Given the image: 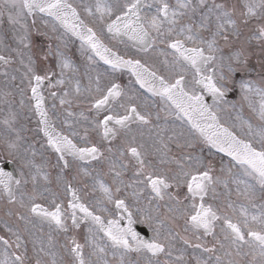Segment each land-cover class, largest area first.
I'll return each instance as SVG.
<instances>
[{
	"label": "snow or ice",
	"instance_id": "obj_1",
	"mask_svg": "<svg viewBox=\"0 0 264 264\" xmlns=\"http://www.w3.org/2000/svg\"><path fill=\"white\" fill-rule=\"evenodd\" d=\"M5 12L8 22L15 27L18 45L22 46L12 49L21 57L20 63L25 68L22 83L26 81V86L20 89V108H27L38 117V130L48 148L57 154L53 167L60 168L67 199L52 194L48 201L45 193H50V189L38 187V177L49 182L48 174L41 172L45 165L36 163L35 151H31L32 159L20 153L18 133L15 139L6 138L8 154L12 162L19 161L20 169L19 178H14L0 167V199L13 206L7 215L22 221L25 228L22 231L19 223L4 221L6 234L0 235V264H29L28 240L24 233L33 235L27 228L33 219L64 235L65 242L59 247L72 258L71 264H111L108 255L118 256V264H126L125 256L129 253L143 255L144 264H153V257L161 254L171 257L176 237L189 244L186 237L179 232L173 234L172 227L165 225L158 207L156 216L141 214L139 220L152 230V239H144L136 231L137 220L132 207L126 197L119 195L124 185L122 177L129 168L124 160L126 156L136 165L135 185L143 186L127 185L134 187L132 195L137 201L147 189L150 205L153 200L167 203L165 219L170 224L182 227L184 232H192L197 241L201 239L198 233L213 238L210 247L204 243L191 245L209 254L206 259L195 257L196 264H264V86L245 75L236 79L238 73L251 69L246 49H232L230 45V37L239 36L234 19L235 6L229 8L216 0H176L174 5L169 0H3L0 17ZM240 14L245 24L252 19L262 21L251 39L264 45V0H245ZM28 17H32V27ZM37 17L49 31L35 29V34L49 41L55 35L58 41L55 48L49 42L42 54L44 61L50 57L55 59L59 74L54 84L52 78L57 77V72L47 68L42 73L31 55ZM185 18L190 22H184ZM75 41H79L78 51L87 62L84 74L89 79V87L82 90L76 81L73 95V91L65 87L72 83L66 70L76 73L78 69L66 49ZM112 41L122 44L123 49ZM23 49L28 50L27 62ZM153 56L163 59L157 64ZM98 61L107 65L108 70L98 71L95 67ZM0 63L8 65L12 60L0 55ZM259 63L264 71V60ZM91 72L96 73L95 77ZM124 72L133 78L128 84L116 78V73ZM102 80H107V84H102ZM46 81L52 89H63L62 93L50 92L63 109L60 128L49 114L43 94ZM133 83L151 97L159 98L162 111L185 121L187 132L173 129L172 135L165 136L162 133L166 129L157 125L155 129L149 128L150 133H155L151 151L144 143L137 144V132L132 126H151L153 113L149 108L155 107V103L150 104L147 97L133 89ZM234 90L239 92V101L227 99L228 93ZM26 92H30L27 98L30 104L25 102ZM82 95L90 105L87 114L71 110L74 100L81 102ZM206 96L211 97V104L206 102ZM241 101L255 114L258 124L242 120L239 113L235 116L237 122L228 123L222 119V112L236 109ZM55 109L53 104L52 110ZM18 115L9 108L3 123L11 131H15L13 126ZM156 119H160L159 112ZM76 125L84 126L82 134ZM139 135L143 137L144 132L140 131ZM117 139H121L122 144L113 147L112 142ZM197 145H200L199 150ZM204 147L209 155L214 149L229 158L227 163L220 162L219 175L213 161L203 155ZM29 150L31 146L25 152ZM77 162L107 164L115 190L104 181L102 168L90 171ZM74 163L78 175L91 177L92 192L100 193L93 202L86 201L81 195L83 189L73 185L75 176L68 180L63 175ZM25 168L29 169L27 174ZM30 182L32 189L29 191ZM221 185L225 189L223 206L214 203L221 195L218 192ZM230 185H235L237 197L247 203L237 205L230 199ZM181 188L186 189L183 196ZM257 199L261 203L257 204ZM82 226L85 229L83 243L76 235ZM217 227L222 239L217 236ZM161 228H166V234L162 235ZM32 242L35 245V240ZM41 245V253L55 257L51 249L56 244L51 232L47 249L42 241ZM85 248L91 250L88 259ZM176 261L188 264L183 254ZM36 264L43 262L37 259ZM52 264H65V261L53 259ZM134 264H140L139 260Z\"/></svg>",
	"mask_w": 264,
	"mask_h": 264
},
{
	"label": "rangeland",
	"instance_id": "obj_2",
	"mask_svg": "<svg viewBox=\"0 0 264 264\" xmlns=\"http://www.w3.org/2000/svg\"><path fill=\"white\" fill-rule=\"evenodd\" d=\"M242 1H245V0H242ZM86 2H92V0H86ZM149 2H151V0H149ZM169 2L174 5L176 0H169ZM241 18H243V17L241 16ZM31 20H32V18L28 17V23H29L30 27H32ZM196 20L197 21L199 20V16L196 17ZM261 22L262 21H258V20H255L254 22H249V25H248L249 29L245 32L250 33L253 36L254 30H256V26ZM35 29H39L41 32L49 31V29L45 28L44 25L41 23V20L37 17L36 18V24H35L34 29H33V37H32L33 47L31 49V55L33 56V58L36 61L38 70H40L42 73L47 68L54 69L57 72V77H53V79L56 80L58 78L59 69L55 67V64H56L55 59L50 57L48 61H44L42 59V54L44 51L47 50V44L49 42H51L53 45V48H55L58 41L55 39V35H53V39L51 41H49L45 36H37L35 34ZM57 34H59V33H57ZM205 35H207V33H205ZM253 40L255 41V39H253ZM111 43L113 45L123 49L122 44L117 45L115 41H112ZM1 47H2V53H5L6 57H10L12 60V63L5 65V68H1V70H0V88H5V93H12L14 95V96H12V95L6 96L0 92V98H5V118L8 117L9 108H11L12 111L19 113V115H18V118H17V120L13 126L15 128V131H11L5 125V132H4V134L0 135V138L1 139L2 138L15 139L16 134L18 133L19 137L21 138V143H20V148H19L20 153L26 155V157L28 159H32L33 157L31 156V151H35L36 156L34 157V159H35L36 163L45 165L44 167L41 168V172L48 174L49 182L46 183L43 179H40L38 177V180H39L38 187L41 190H43L45 188L50 189V193H45V195L48 197V201H50L52 199V194H56L59 196L60 199H64L66 201L67 197H66L65 193L63 192V181L60 179V168L59 167H53V165L56 164L55 157L52 154H50L47 151V149H41L38 145H36L33 142L34 136H32V134H31V132L33 133V129L30 132L31 125L33 123V116H32L33 112L28 111L27 108H25V109L20 108L19 102L22 98L20 89L25 88V86H26V81L24 83H22L25 68L20 63L21 57L18 56L16 52L12 51V49L22 47V46L18 45V42L16 39L15 27L12 24H10L8 22V20L5 23V36L1 42ZM160 47H164V45H160ZM78 48H79V44L75 41V42H70L68 49H66V51L68 52L69 56L71 57L74 65H75V67L78 69V71L76 73H73L71 71L66 70L67 77H70L72 79V83L68 84L66 86H76V81H79L81 89L83 90V89H86L89 87V79L84 74L86 71L87 62H86L85 57L80 55ZM23 51L26 53L24 59H25V62H27L26 57H27L28 50L23 49ZM152 59L154 62L159 64V61L162 60L163 57L153 56ZM95 67L100 72H105L108 70V69L103 68L98 62H97V65ZM5 72H7V75H4ZM90 74L93 77H95L96 73L91 72ZM241 75H245L246 77L250 78L259 86H264V80H261V76L264 75V71H262L261 76L256 75L253 72H245L243 74H237L236 79L239 80L241 78ZM12 77H15V79H12ZM116 78L122 84H128L130 81L128 76H125L122 73L121 74L116 73ZM189 79H191V74H189ZM107 82H108L107 80H102V84H107ZM131 86H134V85L132 84ZM91 87L94 89L95 84L93 83L91 85ZM60 89H62V88H60ZM55 90H58V89H55ZM137 92L143 94L140 91H137ZM230 93H232V97H230L229 101H239L240 97H239L238 90L231 91ZM29 94H30V92H26L24 95V99H25L26 103L30 104L31 102L27 99ZM74 95H75V92H74ZM84 95H87V93H84ZM143 95L148 98L150 104H152L154 102L155 107L149 108V111H151L153 113L151 126H141L139 128H138V126L133 127V129L136 130V132H137V144L144 143L146 148H152V146L154 145V141H155V133L154 132L150 133L149 128L155 129L157 125L166 129V132L162 133L165 136L172 135L173 129H175L176 131L183 130V131L187 132L188 127L181 120H176L174 115H168L166 113V111L161 110V108L163 106L160 104L159 99H154L153 97L148 96L146 94H143ZM80 98H84V96L82 95ZM255 99L258 100V97ZM81 102H84V101L81 100ZM50 104L56 105V109H55V111H53V113H55L57 115L58 118L56 121H59V123H60V121L63 120L64 113H63V109L59 105V100H55L54 102H51ZM75 104L76 103H73V105L71 107V110L73 112L78 113L80 111H84L86 114L88 113L89 107H85V106L80 107L79 104H77V106H78L77 107ZM65 107H68V106L65 105ZM247 108H248L247 104L244 103L243 101H241L240 105H238V107L236 109L229 108L226 111L222 112L221 113L222 119L228 123L237 122V121H235V116L237 113H239L242 120H251V122L254 125L258 124L259 121L256 118L255 114H253L251 112V110H248ZM3 110L4 109L1 108V111H3ZM157 112H159V116H160L159 120L156 119V113ZM83 127H84L83 125H76V128L78 131ZM140 131L144 132L143 137H141L139 135ZM29 146H31V150H29L28 152H25V149H28ZM156 146H158V145H156ZM199 148H200V145H197V150H199ZM203 155L205 157L210 158L211 160H215L214 163H216V169H217L216 174L217 175L220 174L219 173L220 162L222 160L225 163L228 162V160L222 158L220 155H218L216 157L213 156L214 155L213 153L211 155H209V150L207 149V147H204ZM7 158L13 159L8 154V151H7L6 146H5V159H7ZM16 163H17L18 168L20 169L19 161H17ZM81 167H87V168H89L90 171L93 168H102L103 172L105 173V175L103 176L104 181L109 186H112V188L114 190L115 184L112 183L110 174L108 173V167H104L103 165H97V164H95V162L92 165L81 166ZM105 169H107V171H105ZM24 171L27 174L29 172V169L25 168ZM31 171L33 173H35V169H32ZM70 172H71V175H67L66 172L63 173L64 177L66 179H68L70 177L71 178L70 180H73L74 176L76 177L75 180H73V185L75 187L83 189V191L81 192V195L84 197V199L86 201L93 202L97 197L100 196L99 192H96V193L92 192V188H91L92 179L90 176L86 177V176H83L82 174L78 175L77 174V166H73V170L71 171V169H70ZM27 188L29 191L32 189L31 182L28 184ZM230 188L232 189V194L230 196V199L232 201H234L237 205L240 203H247V201L243 200L242 197H240V198L237 197L236 192H235V185H230ZM218 192L221 193L220 199L222 201H225V195H224L225 189L223 188L222 185L218 188ZM85 193H87V194L85 195ZM162 203L163 202H157V203L154 202L153 203V208H154L153 216L157 215V212L155 210L158 207L159 208L158 214H159L160 218L162 220H164L165 225L167 227H169V225L167 224V219H165L166 215L164 213L160 212V210H162V208L167 206V205H162ZM256 203L259 204V203H261V201L259 199H257ZM12 207L13 206L9 205L5 200V211L1 215V218L4 216L5 221H8L9 223H13V224L19 223L21 230L23 231V229L25 228L24 223L22 221H17L14 216L9 217L7 215L8 210ZM252 211H256V209H252ZM229 214H231V213H229ZM182 223H183V221H180V225H182ZM33 224L35 225V227H33ZM27 228L30 229L31 232L33 233L32 236H28L27 233H24L26 239L28 240L27 246H28L29 264H36L37 259H40L43 262V264H52L53 259L59 261L61 258H63V260L65 261V264H71L72 258L65 255L63 250L60 249V247H59V245H61L65 242V237L63 234H57L56 232L52 231L47 224H44V223H42L36 219H33L32 223L27 225ZM175 228H177L181 232L180 227H175ZM164 229L166 230V228H164ZM49 232H51L53 240L56 244V246L51 249L52 252L56 253L55 257L52 255H47L45 253H41L39 251L40 247L42 246L41 241L43 242V246L47 249V241H48ZM5 234L6 233L3 231V233L1 235H5ZM76 235H77L78 240L81 243H83L84 236H85V229L83 228V226L76 233ZM33 240H35V245H33V242H32ZM90 251H91L90 249L85 248V258L86 259L89 258ZM208 255L209 254H205L204 257L201 256V258L206 259ZM164 258H165V254H164ZM91 259H95V257H91ZM107 259L111 262V264H118V261H119L118 256L114 258L112 255H108ZM127 259H128V257H127ZM144 259L145 258L143 257V255L135 256L134 261H130V262H132V264H134V262L139 260L140 264H144ZM155 262L156 261H154L153 264H155ZM126 264H129V263H126ZM170 264H177L175 256H174L173 261Z\"/></svg>",
	"mask_w": 264,
	"mask_h": 264
},
{
	"label": "flooded vegetation",
	"instance_id": "obj_3",
	"mask_svg": "<svg viewBox=\"0 0 264 264\" xmlns=\"http://www.w3.org/2000/svg\"><path fill=\"white\" fill-rule=\"evenodd\" d=\"M186 191V189L184 188H181L180 190V194L181 196H183L184 192ZM149 199H150V191L145 189L143 194L140 196V208L139 210V216H141V214H144V215H147L149 213L152 214V203L151 205L149 204ZM153 202V201H152ZM159 202V201H158ZM161 202V201H160ZM215 204L216 201L214 202ZM216 232H217V236L218 238H221L222 239V236L220 235V229L219 227H217L216 229ZM166 234V232L162 231V235ZM188 234L192 235V238L191 237H188L187 236V239L190 241H194L193 242V245L196 244V243H204L206 246L208 244H213L214 241H213V238L211 236H203L202 233H198L197 235H200L201 236V239L199 241H197L196 239V235H194L192 232H188ZM190 246V244H185L180 238L175 242L173 241V247H172V251L174 252V254L172 253L171 257H169L167 255L168 258H171V259H174V256L177 258L178 256H181V254H183V257L184 259L188 262V264H196V260H195V257H201L202 253H203V250L202 249H196V248H190V250L188 249ZM191 250H194V251H191ZM131 254H135V253H131ZM203 254H206V253H203ZM162 255V254H161ZM159 255L157 258H159L158 260H161V261H167L169 262L170 260L169 259H162V256ZM155 258V257H154ZM177 264H179V262H177Z\"/></svg>",
	"mask_w": 264,
	"mask_h": 264
}]
</instances>
